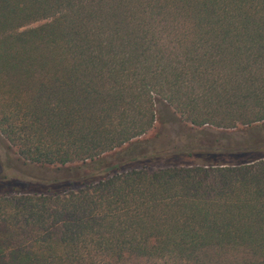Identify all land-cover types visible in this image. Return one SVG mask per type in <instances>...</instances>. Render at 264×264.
I'll return each instance as SVG.
<instances>
[{"label":"trees","instance_id":"16d2710c","mask_svg":"<svg viewBox=\"0 0 264 264\" xmlns=\"http://www.w3.org/2000/svg\"><path fill=\"white\" fill-rule=\"evenodd\" d=\"M156 104L264 121V0H0V264H264V147L150 165Z\"/></svg>","mask_w":264,"mask_h":264},{"label":"rangeland","instance_id":"374dc122","mask_svg":"<svg viewBox=\"0 0 264 264\" xmlns=\"http://www.w3.org/2000/svg\"><path fill=\"white\" fill-rule=\"evenodd\" d=\"M155 109L161 121L156 120L148 132L132 140L130 145L127 146L132 152L136 153L143 152L150 155L155 150L162 152L159 153L160 156L155 152L157 153L155 154L156 157L148 161L150 165L197 162L198 159L195 157H185L184 154L179 155L180 151L188 149L186 147L188 145L194 147V149H207L206 147L221 146L218 144L229 145V142H231V146L237 144L239 146H249L250 148L264 147V121L233 129H218L212 126L194 127L176 122V117H173L171 110L162 104H156ZM181 132L183 134H179ZM263 152L264 149L258 150L257 155ZM133 165L136 164L133 163ZM44 172L42 168L37 166L21 163L0 136V186L6 180L2 177L4 174L6 176L15 175L18 178H26L27 176L33 178L42 176ZM50 174L52 173L48 171L47 175Z\"/></svg>","mask_w":264,"mask_h":264}]
</instances>
